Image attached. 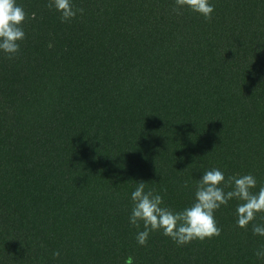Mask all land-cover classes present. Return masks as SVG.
<instances>
[{"label":"trees","instance_id":"1","mask_svg":"<svg viewBox=\"0 0 264 264\" xmlns=\"http://www.w3.org/2000/svg\"><path fill=\"white\" fill-rule=\"evenodd\" d=\"M48 2L17 0L26 38L0 51V264H264V214L238 227L237 200L219 236L183 246H141L129 221L138 181L175 211L213 168L264 186V0H210L211 21L73 0L83 15L61 22Z\"/></svg>","mask_w":264,"mask_h":264},{"label":"clouds","instance_id":"2","mask_svg":"<svg viewBox=\"0 0 264 264\" xmlns=\"http://www.w3.org/2000/svg\"><path fill=\"white\" fill-rule=\"evenodd\" d=\"M47 7L60 13L61 22H70L78 13L83 15L85 11L75 7L73 0H49ZM185 8L202 15L207 21L212 20L215 11V5L210 0H175L172 12L182 15ZM28 18L17 0H0V51L8 54L9 58L20 52V41L26 38L23 24ZM31 18L35 19L34 13ZM183 187H189L187 181ZM256 188L257 180L252 174L226 178L223 171L213 168L206 170L196 183L193 203L181 211H175L165 205L160 193L154 189L146 190L145 182L138 181L131 193L133 207L129 221L138 229L136 240L141 246H147L151 233L157 231L170 237L178 246L194 240L211 239L222 232L217 225L215 212L231 200L240 202L236 207L237 226L240 228L247 229L258 214H264V186L254 192ZM260 219L264 220V215ZM141 222L143 230H139ZM252 232L264 236V224L253 223ZM53 255L59 257L60 253L56 251ZM255 255L264 260V245L255 251ZM125 264H132L131 258Z\"/></svg>","mask_w":264,"mask_h":264}]
</instances>
